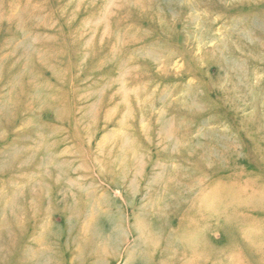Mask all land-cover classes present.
<instances>
[{
	"label": "rangeland",
	"instance_id": "374dc122",
	"mask_svg": "<svg viewBox=\"0 0 264 264\" xmlns=\"http://www.w3.org/2000/svg\"><path fill=\"white\" fill-rule=\"evenodd\" d=\"M0 67V264H264V0H0Z\"/></svg>",
	"mask_w": 264,
	"mask_h": 264
},
{
	"label": "bare ground",
	"instance_id": "6f19581e",
	"mask_svg": "<svg viewBox=\"0 0 264 264\" xmlns=\"http://www.w3.org/2000/svg\"><path fill=\"white\" fill-rule=\"evenodd\" d=\"M26 5V4H25ZM14 5H10L9 6V10L7 9L6 12H4V16L8 15L13 22L14 24V28L17 24L21 23V18L23 17L24 12H23V15H21L22 17H15V12H11L12 10V7ZM16 10V9H15ZM159 15V14H158ZM159 18L161 16H158ZM8 18V17H7ZM11 27V26H10ZM22 28V27H21ZM26 29V28H25ZM23 30V29H22ZM24 31V30H23ZM77 31V30H76ZM20 35V34H19ZM18 36V35H17ZM12 37V36H10ZM20 39V38H19ZM22 39V38H21ZM25 42V41H24ZM21 43V41H20ZM19 44V43H18ZM24 44V43H22ZM17 45V44H16ZM24 46V45H23ZM17 47V46H16ZM15 47V48H16ZM14 48V47H13ZM14 48V49H15ZM9 51V50H8ZM7 51V52H8ZM14 53V51H13ZM6 54V53H5ZM8 54V53H7ZM79 55V54H78ZM3 57V55H2ZM1 57V59H2ZM6 57V56H5ZM4 58V57H3ZM149 60V59H148ZM2 61V60H1ZM152 63V62H151ZM1 69V67H0ZM1 72V70H0ZM12 79V78H11ZM8 80V79H7ZM11 83V82H10ZM12 84V83H11ZM17 84V83H16ZM201 84V83H200ZM194 89V88H193ZM204 89V88H203ZM10 91V90H9ZM195 91V90H194ZM188 94V93H187ZM36 95V93H35ZM1 96V95H0ZM203 96V95H202ZM9 98V97H8ZM198 98V97H197ZM202 97H200L201 99ZM32 99V98H31ZM30 99V100H31ZM39 99V98H37ZM187 99V98H186ZM45 101V100H44ZM183 101V100H182ZM187 101V100H186ZM201 101V100H200ZM31 102V101H30ZM203 104V103H202ZM28 111V110H26ZM160 124V123H159ZM4 129V128H2ZM222 135V134H221ZM183 149V148H182ZM213 149V148H212ZM201 155V154H200ZM159 162V161H158ZM163 163V162H162ZM172 165V164H171ZM165 167V166H164ZM176 167V166H175ZM196 169V168H195ZM194 169V170H195ZM172 170V169H171ZM183 173V172H182ZM183 175V174H182ZM205 192V191H204ZM205 214V213H204ZM208 214V213H207ZM208 216V215H207ZM206 218V217H204ZM202 221V220H201ZM200 221V222H201ZM138 222L140 223L135 229L134 228H131L130 231H134L136 232L140 237L138 238L140 243L145 246L146 248H150L151 250H153V252H156V254L158 255L157 258L153 259L154 262H147V264H174V263H170L168 261H165V256H166V251L164 249H162V251H160V245H159V241L157 239H151V234H150V229H147L148 226H145L143 224H141V222L138 220ZM204 225V223H203ZM112 232L109 234V235H106L103 239H102V243L100 245L99 248H95V250L97 251V254L100 256L99 258H102L104 255L107 256L108 254H112V250L116 247V245L114 244V239L117 237V234L120 235L121 233V229H116L115 231L111 230ZM123 231V230H122ZM202 231V230H201ZM118 232V233H117ZM147 238H145V237ZM145 250V249H144ZM148 250V249H147ZM143 253H145V251H143ZM125 256V262L124 264H146L144 263V256L143 254L140 255L139 257H136L135 256V253L131 250H127L124 254ZM144 258V259H143ZM121 259V258H120ZM140 259V260H139ZM117 260V259H116ZM152 261V260H151Z\"/></svg>",
	"mask_w": 264,
	"mask_h": 264
}]
</instances>
